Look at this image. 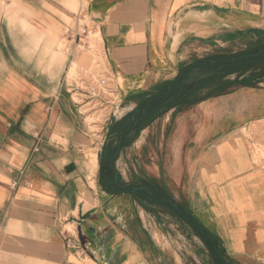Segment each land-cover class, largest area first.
Instances as JSON below:
<instances>
[{"label":"crops","instance_id":"1","mask_svg":"<svg viewBox=\"0 0 264 264\" xmlns=\"http://www.w3.org/2000/svg\"><path fill=\"white\" fill-rule=\"evenodd\" d=\"M83 12L121 98L103 147L68 79L89 62L68 34ZM253 42L264 0H0V264H264V167L248 135L264 134V78L162 105L203 60ZM113 122L124 135L109 140Z\"/></svg>","mask_w":264,"mask_h":264},{"label":"rangeland","instance_id":"2","mask_svg":"<svg viewBox=\"0 0 264 264\" xmlns=\"http://www.w3.org/2000/svg\"><path fill=\"white\" fill-rule=\"evenodd\" d=\"M82 17L83 19L81 21V24L88 25L90 29L89 39L93 45V50L90 52H85V51H81L77 49L81 53H85L87 55L89 62L87 64H82L77 67L74 66L75 69H72L69 72L68 79L73 81L75 79H78L81 76H89L95 79L110 78V71H109V68L107 67V62H106L105 54L102 49V41H101L99 32L96 30L94 24L91 23L90 18L87 17L85 12H83ZM258 51H264V44L253 42L250 47L247 46L245 48H241V50L235 54L226 53L220 56L224 58V60L226 61L232 58L239 59L240 56H250L251 54L257 53ZM231 69L232 68H227L226 71L222 74V76H226L224 80H222V82L223 81H233L235 79H238V78L240 79L244 77H250L251 80H256L257 78H261V79L264 78V63L262 61L246 63L241 66H236L234 70H231ZM233 71H237V72L235 74L228 75ZM112 88L114 89L113 91L116 92L114 96V102L116 103L115 105L116 106L120 105V102H121L120 94L119 92H117V90L113 86ZM216 89H217V85L212 84V85H209L207 89L204 90L203 93L207 94L208 92L215 91ZM229 90L230 88L225 89L224 93L228 92ZM164 109H166V105L164 106ZM113 111H115L114 113L117 117L121 115V108H118V110L115 109ZM110 112H111V108L106 111L105 110L96 111L92 113L91 115H88L87 121L91 124V130L101 131L103 126L106 123V120L109 118ZM115 118L116 117L112 116L110 120H108L107 124L109 125V128H110L111 121ZM253 125L255 126L259 124L255 123ZM117 128H118V125H114L111 127V132L107 134V138L109 137V140L113 139L114 134L117 132ZM248 135L249 137L253 138V141H254L255 159L259 164H261L264 167V134H261V136L258 135L259 137H256L257 134H254V135L248 134ZM110 176L113 177L114 173L111 174ZM132 187L133 185L131 183V186H129L127 189L131 190ZM179 233H181L183 237L186 236L184 235V232L180 230H179ZM204 257L206 258V256ZM205 264H211L210 260L206 259ZM228 264H233V263H228Z\"/></svg>","mask_w":264,"mask_h":264},{"label":"built area","instance_id":"3","mask_svg":"<svg viewBox=\"0 0 264 264\" xmlns=\"http://www.w3.org/2000/svg\"><path fill=\"white\" fill-rule=\"evenodd\" d=\"M83 18H81L82 21ZM78 23V29L76 31H68V34L75 40L77 49L85 52L93 50V45L90 41V29L88 25ZM112 79H95L89 76H81L78 79L73 80L71 90L76 94L80 100L84 101V105L88 106L85 110L86 113H94L99 110H108L111 108L110 115H115L116 103L114 102L115 91L112 88ZM109 120V118H108ZM106 120V123L107 121ZM105 125L101 131H94L89 129V134L92 136L94 143L100 147H103L106 138L104 136ZM65 240L67 246L70 249H79L73 231L71 229L64 230Z\"/></svg>","mask_w":264,"mask_h":264},{"label":"trees","instance_id":"4","mask_svg":"<svg viewBox=\"0 0 264 264\" xmlns=\"http://www.w3.org/2000/svg\"><path fill=\"white\" fill-rule=\"evenodd\" d=\"M243 57L244 56H240L239 59L232 58V59H229V60L225 61L224 58H222L219 55V56H215V57L203 60L201 65L202 66H207V65L208 66H214L216 64V65L219 66V65H223V64H231V62L236 65L237 62L246 64V63L261 62V61L264 63V58H262V57H261V59L260 58L259 59H252L250 57H247L248 59L246 61L242 60ZM230 68H232L231 70H234V68H236V66H233V67H230ZM236 72L237 71H233V72H231L228 75L235 74ZM225 77L226 76H222V74H220V75L217 74L214 77L204 81L203 84H201V86L199 88H197L192 93H189L187 96H185L187 91L182 92V89H183L182 86H177L169 93L170 95L168 94V96L165 97L164 101L162 102V105L165 104V102H167L173 96L178 97V99H176L172 103L168 104L167 105L168 107H173V106H175L177 104H181V105H195V104H199V103L209 99L210 97H213L216 94L217 95L224 94V90L227 89V88H232V87L240 85V83H242L241 81H239V78L236 79L235 81H223L222 82V80H224ZM212 84H216L217 85V89L215 91H210L207 94H204L203 93L204 90L207 89V87L209 85H212ZM167 91L168 90H166L165 93H167ZM150 101H151V99L149 101H147L146 104H148ZM152 111H153V109H152ZM151 112H150V114H151ZM114 125H118L116 133L119 134L120 136L124 135V131H123L124 125H122V124L119 125V123L113 122V126ZM111 153H112L111 157H113L115 155V153H116V150L113 149L111 151ZM217 252L220 255V258L222 260L221 251L219 250ZM221 264H225V263L223 261H221Z\"/></svg>","mask_w":264,"mask_h":264},{"label":"water","instance_id":"5","mask_svg":"<svg viewBox=\"0 0 264 264\" xmlns=\"http://www.w3.org/2000/svg\"><path fill=\"white\" fill-rule=\"evenodd\" d=\"M249 57L252 59H259L261 57L264 58V51H258L255 54H251ZM220 70H222V68H220ZM215 75H217L216 71L203 69V68H194L190 70L189 72H187L185 75V79L182 81V85L184 86L185 91H187L185 96L195 91L197 88L201 86V84H203L204 81L214 77ZM171 101L172 100H170L169 102ZM137 111L140 112V110H137ZM144 112H146V110ZM138 124H139V121L138 120L135 121L131 133L127 136V141L132 142L133 140L136 139L137 134H138V128H137ZM122 145H123V138L119 139L115 147L120 150L122 148ZM117 156L118 155L116 154L114 159ZM114 180L116 183H118L120 180V174L117 171L114 173ZM139 191H148V188L147 187L134 188L132 190V193H138ZM149 194L152 196L151 192H149ZM144 204L147 206H150L147 202H144ZM156 207L159 209L165 208L163 206H160L159 204H156Z\"/></svg>","mask_w":264,"mask_h":264},{"label":"flooded vegetation","instance_id":"6","mask_svg":"<svg viewBox=\"0 0 264 264\" xmlns=\"http://www.w3.org/2000/svg\"><path fill=\"white\" fill-rule=\"evenodd\" d=\"M247 57H249V56H244L242 58V60L246 61L248 59ZM241 65H243V63L237 62L236 65H235V64H233L231 62V64H223V65H219V66L216 65V64L214 66H208L207 65V66H203L202 68L203 69L212 70V71H216V73L218 75H220V74H223L226 71L227 68H230V67H233V66H241ZM220 68H222V70H220ZM108 181L113 187H116V188H118V190H121L122 185H120L119 182L118 183L115 182L114 176L113 177H111V176L108 177ZM126 190H129V189H126ZM130 191H132V189Z\"/></svg>","mask_w":264,"mask_h":264}]
</instances>
